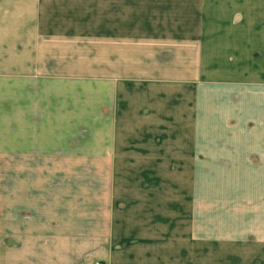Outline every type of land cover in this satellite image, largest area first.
Segmentation results:
<instances>
[{
  "label": "crops",
  "instance_id": "obj_1",
  "mask_svg": "<svg viewBox=\"0 0 264 264\" xmlns=\"http://www.w3.org/2000/svg\"><path fill=\"white\" fill-rule=\"evenodd\" d=\"M127 1L0 0L70 25L0 79V264H264V0Z\"/></svg>",
  "mask_w": 264,
  "mask_h": 264
},
{
  "label": "rangeland",
  "instance_id": "obj_2",
  "mask_svg": "<svg viewBox=\"0 0 264 264\" xmlns=\"http://www.w3.org/2000/svg\"><path fill=\"white\" fill-rule=\"evenodd\" d=\"M128 1L127 3H130ZM97 2H99L100 4V1H95L94 3L97 4ZM30 10L33 9H29L27 7H18L16 6V3L15 6H13V8L7 9V13L5 8H3V10L0 9V79L4 78L6 75L9 74L12 75L18 73L12 71L8 72L12 64L21 62L23 59L29 58V60H31L36 58L35 37L38 36V39L44 40L46 42L54 41L53 39L56 36H60L61 34H64L70 26L69 24L53 22V20L56 19V16L57 19L59 20L63 19L61 17V12L64 9H55V8L42 9L45 12L46 20L44 23L41 24H32V23L30 24L28 22L29 19H31L28 16ZM68 10L70 11L69 14L71 13L72 15L74 13L77 19H80L79 17H83L86 15L87 17L91 16L88 18L87 23L93 24L92 26L94 29V36H97L98 34L100 35L103 22L107 19V12L111 9H103L101 7H93L86 9L84 7L78 9H66L65 12ZM153 10L156 11L158 15L160 13L164 14V9L153 8ZM123 11H125L124 12L125 26L126 29H128L129 26H132L133 17L135 15V9L127 7ZM105 14L106 17H103V15ZM90 18L91 20H89ZM153 26L155 29L158 26L159 28L160 27L162 28L161 24H154ZM79 27H80V23H79ZM87 28L89 31V25L87 26ZM23 53L25 55H23ZM52 63L53 62L51 61V59L50 62L46 61L45 63L46 65H48L46 66L47 79L50 77V74L55 73L54 71H51L53 69Z\"/></svg>",
  "mask_w": 264,
  "mask_h": 264
}]
</instances>
